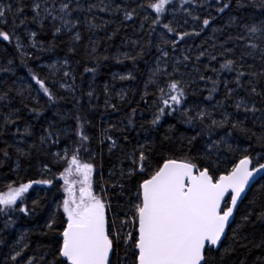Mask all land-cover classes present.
Here are the masks:
<instances>
[{
	"label": "snow or ice",
	"instance_id": "snow-or-ice-1",
	"mask_svg": "<svg viewBox=\"0 0 264 264\" xmlns=\"http://www.w3.org/2000/svg\"><path fill=\"white\" fill-rule=\"evenodd\" d=\"M171 4L172 0H147L146 3L129 9L127 5L114 4V0H97L96 3H88L86 8L82 0H31L30 4H26L25 0H16L15 6L0 2V41L12 43L15 39L16 50L21 56L26 55L23 50L25 46L16 31L29 22L26 8L31 12V23L43 28L44 22L48 21L53 39L61 33H70V40L75 44L82 40L79 30L82 22L78 15L73 18L74 13L91 14L94 10L109 15L122 13L125 21H131L137 8H150L156 13L152 24L157 25L167 11L166 6ZM180 4V10L186 17L183 24L188 25L191 21L193 31H178L180 25L173 27V21L163 24L168 33L175 34V38L166 39L161 35L160 39L165 45L171 44L174 50L186 37L199 36L216 19L211 12L204 18L197 14V9L205 10L210 7L202 0H180ZM233 8L237 12L252 9L258 16L251 20L230 16L229 26L238 25L242 33L226 37L220 45L223 49L221 55H234L237 44L241 51L235 59L225 58L220 64V70L235 71L232 81L235 87H230L229 81H223L224 99L212 105L211 110L201 106L184 108L187 85L181 80L171 79V73H167L168 90L165 91L160 86L156 79L162 72L160 57L167 58L169 52L157 45L160 56L157 57V66L152 70L151 77L145 82L143 94H148L146 90L150 85L155 86L160 93L157 97L160 103L156 104L157 111L150 124L155 127L160 124L162 117L178 114L182 122L190 126L199 125V130L194 135L181 137L179 146L173 142V148L167 150L169 154L156 155L155 146L145 144L131 151L122 148L120 163L123 165L127 161V167H120L118 172L110 170L106 186L97 193L94 190L95 165L92 162L95 156L91 154L93 138L85 131V124H90V121L79 114H62L59 109L54 113L61 120L76 121L74 140L68 129L57 128L52 123L44 130L47 135L40 138L41 145L49 140L58 144L62 135L71 140V144L63 149V154L52 153L53 162L62 166L63 170L57 176L52 173L48 164H44L43 173L46 178L30 179L18 185L15 181L6 184L4 187L7 191H0V214L9 216L18 212L25 217L30 216L40 204L38 199L33 200L30 209L25 202L26 194L34 185L53 186L55 180L62 181L60 188L63 198L57 201L44 225L43 235L50 237L47 251L39 257V261L34 255L26 256L25 250L29 245L24 243V236H21L8 257L12 264H20L21 260H24V264H114L113 257L116 258L115 264H229L230 261L231 264H249L248 257L239 259L235 254L252 248L260 249L261 254L251 264H264V232L259 243L245 234V229L250 225H259L264 229V183H261L264 182V163L258 162L264 160V0H215L217 14ZM9 16L12 17L10 28ZM95 19L97 17L85 15L84 28L94 32L108 23L103 21L98 24L94 22ZM143 19L147 20L148 17L145 15ZM219 31L222 29L213 28V35L209 39H214L215 33ZM26 34L30 46L37 48V33L31 31ZM229 42H233L232 48L225 46ZM90 44L91 51L86 52V55L98 60L95 56L96 42L90 38ZM39 50H44L42 44ZM72 51L74 48L70 46L69 52ZM206 52L207 49L200 51L196 59L199 61ZM121 55L123 59L134 63L143 55V51L136 55ZM121 55L114 56L113 59L121 63ZM210 59L216 60L217 57L211 55ZM249 59L253 63H248ZM188 60L189 56L185 55L184 61ZM257 60L260 64L258 71L254 70ZM21 62L26 66V61ZM8 64L11 65L12 61L9 60ZM62 65L68 67V60L62 61ZM48 67L53 74L60 71L55 63ZM245 68L247 71L243 70ZM0 71L7 72L11 69L3 68ZM84 71L95 74L96 69L86 66ZM175 71L173 66V72ZM212 71L219 77L217 69L213 68ZM29 73L47 97L49 105L56 106L58 100L67 99L54 93L47 86L46 80H42L31 69ZM117 77L122 81L135 79L130 72L127 75L113 73V79ZM244 77L248 79L245 80ZM68 78H71V84L66 82ZM199 78L205 79L203 75ZM208 79L212 87L208 89L209 94L204 99L211 101L212 93L217 92L220 81ZM58 88L75 94V75L72 71L63 72ZM238 90H242L244 95H239ZM20 94L17 92V95ZM93 95L92 90L87 92L89 101ZM108 95L106 84L105 96ZM117 95L121 100L124 99L120 93ZM7 98V92L0 95V100ZM230 100L233 103L227 105L226 101ZM79 103L80 100L77 99L76 104ZM104 104L113 111L117 110L109 99H105ZM227 107L234 108L235 113L227 111ZM135 112L136 109H133L132 114ZM216 114L221 118L216 119ZM238 114H242V118ZM13 115L14 112H9L3 116L4 126L16 123L12 119ZM128 119L131 124L132 117L129 116ZM220 130H224L223 135ZM169 131H172V126ZM237 132L248 142L246 147H240L239 139L234 135ZM102 133L101 143L110 141L108 151L111 154L117 141L107 134V129H103ZM23 134L30 135L27 128ZM164 139L171 141V137L167 135ZM185 139L189 145L188 151L184 150ZM197 141L200 142L199 147ZM253 141L255 147L260 149L255 157L252 155L255 151ZM192 148H195V154L192 153ZM17 152L22 156L27 155L19 148ZM81 153H89L90 159L83 160ZM237 153L240 154L239 158H233ZM3 154L7 157V150ZM221 165H224L223 169ZM48 173L52 175L48 176ZM257 183L261 184L258 194L249 199L248 193ZM113 197L117 201L115 208L111 202ZM13 222L7 220L5 227Z\"/></svg>",
	"mask_w": 264,
	"mask_h": 264
},
{
	"label": "trees",
	"instance_id": "trees-1",
	"mask_svg": "<svg viewBox=\"0 0 264 264\" xmlns=\"http://www.w3.org/2000/svg\"><path fill=\"white\" fill-rule=\"evenodd\" d=\"M0 2L12 4L13 6L16 4V0H0ZM25 2L30 4L31 0H25ZM96 2L97 0H82L85 8L88 3ZM146 2L147 0H114V4L127 5L129 9ZM202 2L210 5V7L205 10L197 9V14L204 18L208 12H211L212 15L216 16L215 21L199 36L186 37L175 50L171 44L165 45L160 37L163 35L166 39L175 38L174 33H168L163 27V24L169 23V21H173V27H177V24L180 25L178 31H193L191 21L188 25L183 24V19L186 17L184 12L180 10V0H172V4L166 6L167 11L162 15L161 22L157 25L152 24L156 13L150 8H137V12L131 21H125L122 13L109 15L97 10H94L91 14L74 13L73 18L78 15L82 22L79 26L82 40L75 44L70 40V33H61L53 39L51 25L48 21L44 22L43 28L31 23V12L26 8L29 22L26 26L22 25L16 30L25 46L23 50L26 55L21 56L16 50L15 39L12 43L0 41V69H11L7 72L0 71V95L8 93L6 100H0V191H7L4 186L13 181L18 185L20 182H27L30 179L46 178L43 173L44 164H48L52 169V173L57 176L63 170L62 166L53 162L52 153L60 152L63 154L65 146L71 144L68 136L62 135L58 144H53L51 140L46 144H40V138L47 135L44 130L48 128L50 123L57 128L68 129L72 140L75 139L76 121L74 119L61 120L58 116H54L58 109L62 114L68 113L70 116L79 114L90 121V124H85V131L93 138L91 154L95 156L92 162L95 165L93 174L94 190L97 193L102 187L106 186L110 170L118 172L120 167H127V161L123 165L120 163L122 148L131 151L133 148L145 144L155 146L156 155L162 153L167 155L169 154L167 150L173 148V142L176 146H179L181 137L194 135L195 131L199 130V125L190 126L182 122L178 114L162 117L160 124L155 127L150 124L154 113L157 111L156 104L160 103L157 99L160 93L155 86L150 85L146 90L148 94H143L145 92V82L151 77L152 70L157 66V57L160 56L157 45L169 52L167 58L160 57L159 64L162 72L156 77L160 86L165 91L168 90L169 77L167 73H171V79L181 80L187 85L184 108L201 106L208 107L211 110L212 105L224 99L223 81L227 80L230 87H235L232 83L236 75L235 71L220 70V64L224 62L225 58L235 59L241 51V47L237 44L234 55H221L223 49L220 45L224 43L226 37L242 33V29L238 25L229 26L230 16L236 15L244 20H251L253 17L258 16V13L252 9L237 12L235 8L226 10L223 14H217L215 12V0H202ZM85 15L97 17L94 20L95 23L99 24L103 21H108V23L104 28L94 32L86 30L83 24ZM145 15L148 17L147 20L143 19ZM11 19L12 17L9 16V28L11 27ZM17 23H19V18H17ZM142 23L143 27H141ZM213 28H219L222 31L216 32L214 39L210 40L209 36L213 35ZM31 31L37 33L35 37L37 48H32L29 44V37L26 33ZM90 38L96 42L95 56L99 58L98 60L86 55V52L91 51ZM134 41L137 43L133 44ZM41 44L44 48L43 51L39 50ZM70 46L74 48V51L69 52ZM225 46L232 48L234 45L233 42H229ZM205 49H207L205 56L198 61L196 57L200 51ZM141 51H143V55L138 57L134 63L131 60L123 59L121 55L123 53L136 55ZM117 55H121V63H117L113 59ZM185 55L189 56L188 61H184ZM211 55H215L217 59L211 60ZM105 56L108 59H103ZM65 59L68 60V67L62 65V61ZM9 60L12 61L11 65L8 64ZM22 60L26 61V66L21 62ZM54 63L60 69L55 74L48 67ZM248 63H253V61L249 59ZM86 66L95 68V74L85 72L84 68ZM173 66L176 68L175 72H173ZM213 68L219 71V77H217L216 72L212 71ZM259 68L260 64L257 60L254 70L258 71ZM29 69L38 74L42 80H46L47 86L54 93H59L67 99L58 100L56 106L49 105L47 97L43 95L39 85L32 80ZM243 70L247 71L246 68ZM64 71H72L75 75L74 95L58 88V83L62 80ZM129 72L135 76L134 80L122 81L118 77L113 79V73L127 75ZM200 75H203L205 79L201 80ZM208 78L219 79L220 81L217 92L212 93L213 99L211 101L204 99L209 94L208 89L212 87ZM243 79L247 80L248 77ZM66 82L71 84V78H68ZM106 84L109 90L108 96H105ZM89 90L94 92L91 101L87 96ZM17 92L21 94L17 95ZM117 93L123 95L124 99L121 100ZM238 94L244 95V92L238 90ZM142 95L143 99H141ZM77 99L80 100L79 104H76ZM105 99H109L110 104L116 105L117 110L113 111L112 108L106 107L104 104ZM232 103L231 100L226 101L227 105ZM32 109L36 111H32ZM133 109H136L134 115L132 114ZM226 110L235 113V109L232 107H227ZM9 112H14L12 119L16 123L4 126L3 116ZM238 115L242 118V114ZM129 116L132 117L131 124H129ZM215 118L220 119L221 117L216 114ZM170 126H172V131H169ZM249 126H251L250 122ZM25 128L28 129L30 135L23 134ZM17 129H19V132ZM103 129H107V134L117 141V146L111 154L108 151L110 141L105 140L104 143H101ZM220 134L223 135L224 130H220ZM166 135L171 137V141L164 139ZM234 135L239 139L241 148L248 145V142L238 132ZM196 143L199 147L200 142L197 141ZM252 144L255 148L252 155L255 157L256 152L260 149L255 147L254 141ZM32 145L38 147H30ZM18 148L27 155H20L17 152ZM188 149L189 145L185 139L184 150L188 151ZM5 150L8 152L7 157L3 154ZM192 153L195 154V148H192ZM239 155L237 153L233 158L238 159ZM81 158L88 161L90 154L81 153ZM258 162L264 163V160ZM223 167L224 165H221L222 169ZM227 167H231V165H227ZM52 173L47 175L51 176ZM61 184L62 181L55 180L53 186L34 185L26 194L27 199L25 202L30 209L33 200L38 199L40 204L28 217L18 212L11 213L9 216L0 214V264H12L8 257L12 254L15 242L21 236H24V243L29 245L25 250L26 256L34 255L39 261V257L47 251L50 237L43 235L44 225L50 212L55 209L57 201L63 198ZM260 187V183L253 186L248 193L249 199L258 194ZM111 202L115 208L117 201L114 197ZM7 220L14 222L5 227ZM262 232H264V229L259 225L255 227L250 225L245 229V234L249 235L250 238H255L256 243H259ZM260 254V249L252 248L238 252L235 255L239 259L248 257L249 264H251V261L255 260ZM216 255L218 257V254ZM115 259L113 257L114 264ZM20 264H24V260H21ZM229 264H231V261Z\"/></svg>",
	"mask_w": 264,
	"mask_h": 264
}]
</instances>
